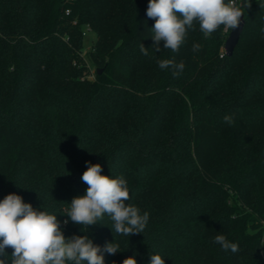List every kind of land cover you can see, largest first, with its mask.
Masks as SVG:
<instances>
[{
  "label": "trees",
  "instance_id": "trees-1",
  "mask_svg": "<svg viewBox=\"0 0 264 264\" xmlns=\"http://www.w3.org/2000/svg\"><path fill=\"white\" fill-rule=\"evenodd\" d=\"M147 6L0 0V200L15 193L57 215L66 238L119 244L105 264L132 255L149 264L151 254L165 264H264V0H251L232 57L223 26L205 39L194 25L179 52L161 42L155 53ZM87 25L96 40L84 52ZM162 59L183 61V72L161 70ZM88 162L125 178V203L149 213L143 233L118 235L106 215L87 232L64 224L87 189ZM218 234L239 251L222 250Z\"/></svg>",
  "mask_w": 264,
  "mask_h": 264
},
{
  "label": "clouds",
  "instance_id": "clouds-1",
  "mask_svg": "<svg viewBox=\"0 0 264 264\" xmlns=\"http://www.w3.org/2000/svg\"><path fill=\"white\" fill-rule=\"evenodd\" d=\"M251 7V0H148L146 15L155 21L150 29L154 41L152 51L163 49L179 52L188 31L198 25L205 39L220 29L236 30ZM143 55L149 49L140 43ZM191 51H201V45L194 43ZM161 70L172 69L174 78L184 70L185 63L174 59L157 60ZM223 122L231 125L233 117L225 115ZM101 164L88 162L81 180L87 185L85 194L76 196L68 204L67 224L80 225L82 232L96 225L104 216L113 222L114 232L129 237L143 233L149 221V213L143 212L125 201L131 199L127 181L123 176L102 175ZM67 173V172H66ZM68 174V173H67ZM214 242L225 252L239 251L237 243L224 235H216ZM12 249L9 255L6 249ZM121 252L119 244L106 243L101 249L88 235H73L66 238L61 230L57 215L34 208L25 203L22 196L15 193L0 200V264H105L103 253ZM122 264H137L135 255L128 256ZM149 264H165L160 254H151Z\"/></svg>",
  "mask_w": 264,
  "mask_h": 264
},
{
  "label": "water",
  "instance_id": "water-1",
  "mask_svg": "<svg viewBox=\"0 0 264 264\" xmlns=\"http://www.w3.org/2000/svg\"><path fill=\"white\" fill-rule=\"evenodd\" d=\"M243 16L241 18V23L240 26L234 30V31H230L228 38L226 39L225 45H224V52L228 57H232L234 55V51L236 46L238 45L243 29H244V24H245V20H244ZM103 72V69H98V74H101Z\"/></svg>",
  "mask_w": 264,
  "mask_h": 264
},
{
  "label": "rangeland",
  "instance_id": "rangeland-1",
  "mask_svg": "<svg viewBox=\"0 0 264 264\" xmlns=\"http://www.w3.org/2000/svg\"><path fill=\"white\" fill-rule=\"evenodd\" d=\"M231 30H229L230 32ZM96 40V34L93 31L88 32V36L85 40V45H84V52H87L91 49L93 46V42ZM88 70H87V76L91 78V80H94L95 77V72H96V67L88 62Z\"/></svg>",
  "mask_w": 264,
  "mask_h": 264
},
{
  "label": "built area",
  "instance_id": "built-area-1",
  "mask_svg": "<svg viewBox=\"0 0 264 264\" xmlns=\"http://www.w3.org/2000/svg\"><path fill=\"white\" fill-rule=\"evenodd\" d=\"M72 1H73V0H72ZM70 13H71V12H70V10L68 9V10L66 11V15H70ZM74 24H76V22H74ZM90 31H92L91 26H89V25L85 26L84 29H83V36L87 38V36H88V32H90ZM226 31H228V30H226ZM89 78H90V77H89Z\"/></svg>",
  "mask_w": 264,
  "mask_h": 264
}]
</instances>
